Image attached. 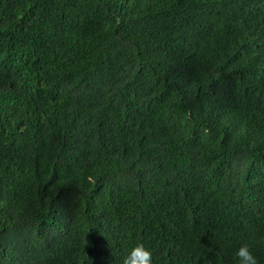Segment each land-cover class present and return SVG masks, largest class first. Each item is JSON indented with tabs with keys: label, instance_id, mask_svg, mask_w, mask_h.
Returning <instances> with one entry per match:
<instances>
[{
	"label": "trees",
	"instance_id": "trees-1",
	"mask_svg": "<svg viewBox=\"0 0 264 264\" xmlns=\"http://www.w3.org/2000/svg\"><path fill=\"white\" fill-rule=\"evenodd\" d=\"M0 264H264V0H0Z\"/></svg>",
	"mask_w": 264,
	"mask_h": 264
}]
</instances>
